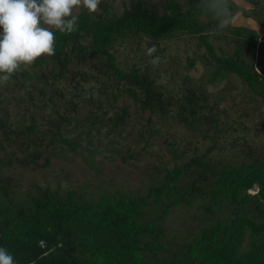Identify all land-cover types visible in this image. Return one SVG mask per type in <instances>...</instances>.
<instances>
[{
	"label": "trees",
	"instance_id": "trees-1",
	"mask_svg": "<svg viewBox=\"0 0 264 264\" xmlns=\"http://www.w3.org/2000/svg\"><path fill=\"white\" fill-rule=\"evenodd\" d=\"M116 1L103 0L100 13L89 15L84 9L77 14L78 31L55 33V56L39 58L33 77L26 70L12 77L29 97L32 91L26 89L27 81L37 78L46 85L44 70L49 65L59 69L61 80L72 79L75 88L86 90L92 83L79 103L67 102L70 109L56 122L44 129L32 122L14 130L11 114L1 106L4 95L0 93V129L7 141L2 150L15 147L10 153L14 159L25 154L26 159L17 158L23 165H29V157L35 162L46 155L45 165L49 166V158H68L80 150L93 156L97 149L91 150L90 145L95 144L96 133L115 132L130 122L131 106L119 104L121 99L131 100L137 112L162 120L173 118L192 130L203 125L207 114H217L208 87L230 76L239 77L264 102L263 63L255 61L258 46L264 43V0H244L248 8L233 0V8L241 16L261 19V31L231 26L219 34L212 31L216 21L211 14L198 9L199 0H169L163 5V15L149 0H130L117 15ZM227 30L234 44L230 55L224 49L218 53L214 44ZM185 36L200 40L208 50L211 60L204 63L206 69L215 63L213 74L203 83L186 76L184 85L170 89L161 71L142 61L144 55L128 69L119 63V47L126 43L137 52L149 43L161 53L166 51L165 40ZM144 54L146 58V51ZM188 65L195 67L196 60H189ZM40 92L46 98L45 89ZM43 102L55 106L51 96ZM221 122L215 119L216 126ZM84 141L89 147H83ZM202 159L196 156L186 165L166 170L163 180L149 190L157 216L146 221L145 211L151 204L145 197L102 194L81 201L76 192L61 194L37 187L27 200L20 201L10 190L12 180L3 171L10 165L5 163L0 167V247L8 249L16 264H264V158L209 168L213 202L232 209L229 219L204 228L179 259L155 260L168 237L165 218L179 205H191L190 197L205 191L184 182L193 168L203 166ZM85 162L94 166L95 159ZM199 176L207 178L203 173ZM256 187L258 192L250 194Z\"/></svg>",
	"mask_w": 264,
	"mask_h": 264
},
{
	"label": "rangeland",
	"instance_id": "rangeland-1",
	"mask_svg": "<svg viewBox=\"0 0 264 264\" xmlns=\"http://www.w3.org/2000/svg\"><path fill=\"white\" fill-rule=\"evenodd\" d=\"M130 0H118L115 3L117 15L124 10V3ZM154 9L160 14L165 13L164 4L169 0H149ZM240 7L248 8L244 0H234ZM81 8L76 14L82 13ZM101 11V10H100ZM100 11L98 13H100ZM261 19L253 17L247 19L238 16L232 27H247L261 31L259 24ZM218 53L224 49L232 54L231 31L227 30L220 41L214 42ZM149 43H144L142 51H136L129 44L119 47V63L124 69L138 64L143 56V62L149 63V58L144 52ZM163 47L165 52L156 53L162 57L158 70L161 71L165 84L170 89L180 88L184 85L183 78L192 77L194 81L203 83L213 74L212 69H206L204 63L211 60L208 50L202 42L188 36L165 40ZM189 60H196L195 67L190 68ZM262 61L264 70V43L258 46L255 61ZM31 76L37 71L34 64L23 69ZM163 70V71H162ZM47 78L46 85L35 78L27 81L26 89L32 91L31 97L21 90L16 80L0 86V93L4 95L1 106L11 114V124L14 130H20L22 124L36 126L44 129L47 124L56 122L59 116L64 114L74 101L79 103L84 92L92 86L89 82L86 90L77 85L72 79H63L59 69L49 65L44 70ZM175 77V79H173ZM21 83L23 78L19 76ZM29 85V86H28ZM95 85V84H94ZM25 89V90H26ZM40 89H45L46 98ZM210 102L215 107V116H209L203 120V125L192 130L176 119L166 120L151 117L150 114H142L136 111V106L129 99H121L119 104L127 103L131 106V118L127 126L118 128L115 132L96 133L94 145L91 150L97 149L92 156L89 151L78 154L70 153L68 158H49L50 164L46 166V155L25 166L17 161L26 159V155L17 154L13 158L10 154L15 147L6 148L7 141L4 132L0 129V167L5 163L9 168L3 171L6 177L12 180L11 191L20 201L27 200L36 192L37 187H49L59 190L61 194L76 192L81 201L94 200L102 194L124 195L128 197H145L151 204L145 211L143 220H152L157 216V206L154 198L150 196V188L156 182L162 181L166 170H173L177 166L190 163L196 156L203 159V166L193 168L184 182L185 185H195L204 193L189 196L191 205H179L174 208L163 221L168 229V237L164 241L165 249L160 252L156 261L164 259H179L185 253L187 246L200 236L203 229L216 222H226L232 209L226 204L217 206L210 194V180L212 171L217 170L229 162H242L254 158H264V102L255 96L239 77L230 76L208 87ZM52 97L55 106L45 103ZM70 109V108H69ZM86 110V109H85ZM87 111L82 112L85 115ZM222 122L216 126L215 119ZM3 118L0 114V120ZM75 137V134L73 135ZM2 145V146H1ZM83 147H89L88 141L82 143ZM30 151L32 149L30 148ZM95 159L94 166L85 162ZM196 169H199L196 171ZM206 174L202 178L199 174ZM209 180V182H208ZM258 192L254 188L250 194ZM211 209L214 211L211 212ZM249 239H247L248 242ZM151 261V260H150ZM155 261V262H156Z\"/></svg>",
	"mask_w": 264,
	"mask_h": 264
},
{
	"label": "clouds",
	"instance_id": "clouds-1",
	"mask_svg": "<svg viewBox=\"0 0 264 264\" xmlns=\"http://www.w3.org/2000/svg\"><path fill=\"white\" fill-rule=\"evenodd\" d=\"M102 3L103 0H0V86L7 85L39 58L55 56V33L78 31L77 11L83 8L93 15L101 10ZM197 7L216 21L214 34L233 26L240 15L233 8V0H199ZM156 53L155 45L146 48L154 68L162 60ZM0 264H16L15 257L4 247H0Z\"/></svg>",
	"mask_w": 264,
	"mask_h": 264
}]
</instances>
